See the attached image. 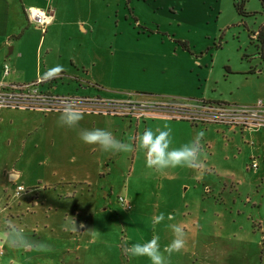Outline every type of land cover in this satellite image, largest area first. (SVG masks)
I'll use <instances>...</instances> for the list:
<instances>
[{
    "label": "rangeland",
    "instance_id": "1",
    "mask_svg": "<svg viewBox=\"0 0 264 264\" xmlns=\"http://www.w3.org/2000/svg\"><path fill=\"white\" fill-rule=\"evenodd\" d=\"M241 1L125 2L126 13L113 22L118 44L150 54L149 70L160 78L145 82L96 72L94 91L123 102L104 101L108 108L96 109L111 120L85 118L79 126L94 129V123L131 143L133 151L104 152L79 141L63 148L61 139L52 144L49 137H40L38 155L30 154L34 149L28 143L20 159L19 144L0 140V165L24 172L29 178L21 182L24 192L36 188L33 196L39 197L30 219L38 224L37 234L25 235L33 249L9 247L3 239L4 264H150L146 257L130 258L125 248L156 235L163 251L173 239L170 224L184 229L186 245L170 256L165 253L167 264H264V160L258 159V172L249 169L240 128L236 136L230 126L202 117L205 107H250L239 101L257 105L264 99V62L252 39L264 24V5L247 0L248 16L243 17L235 8ZM139 108L143 130L145 125L153 131L171 129L170 148L182 147L203 131L202 167L149 168L146 150L137 148L133 137L131 110ZM13 111L12 134H20L25 125L59 128V112ZM35 112L47 117L41 121ZM4 149L17 154L7 156ZM160 213L165 220L153 226ZM40 243L51 251L36 250Z\"/></svg>",
    "mask_w": 264,
    "mask_h": 264
},
{
    "label": "crops",
    "instance_id": "2",
    "mask_svg": "<svg viewBox=\"0 0 264 264\" xmlns=\"http://www.w3.org/2000/svg\"><path fill=\"white\" fill-rule=\"evenodd\" d=\"M127 1L0 0V86L22 85L41 78L54 77L53 81L45 85V88L53 94L117 103L123 102V100L108 97V95L102 96L94 91V86H96L94 82L99 81L96 79V72L103 71L108 75L117 72L121 73V76L137 77L145 82L153 76L159 79L160 75L157 77L152 70H149L152 67L150 54L126 50L123 48L124 45L118 44V35L113 33L115 27L113 22L115 20L118 22L122 13H126L125 10L123 11V6ZM127 3H131V0ZM30 9L50 14L51 21L45 32L29 21L27 12ZM5 65L10 67L6 75L3 73ZM260 102L264 105V99ZM239 103L248 106L256 105V102L250 103L242 100ZM140 108L132 109L130 115V118L136 123L133 137H136L137 144L142 136L141 133L143 134L148 129V125H145L144 130L141 126L140 118L144 111L142 112ZM13 110H25L24 114H26L39 109H0V140L7 146H10L12 142H15L16 146L19 144L22 149L19 153L20 159L27 152L28 143L34 149L30 154L38 155L40 137H43L44 140L49 137L52 144L61 139L63 148H68L76 144L77 141L83 144L79 138V129H82L80 126L76 129L61 126L59 128L51 127L50 131H47L45 128H41L43 124L28 125L27 127L25 125L21 128L20 134H12L9 129L14 121ZM80 110L84 113L83 119L105 118L111 120L110 114L105 115L101 110L90 111L83 108ZM33 115L40 116L41 121L47 117L46 113L35 112ZM171 121L178 123L175 119ZM93 128H95L94 123ZM237 128L231 127L235 130L232 132L235 135L238 133ZM239 131L241 146L244 147L249 162L253 158L264 160V128H240ZM3 153L7 156L17 154L16 150L9 153L6 149L3 150ZM249 169H252L251 166ZM258 170L259 167L257 172ZM22 181H29L24 172L11 169L8 165L1 163L0 207L2 205L3 209L0 212V233H6L14 228L21 232L28 241V237L25 236L27 232H30V235L37 234L38 224L31 222L30 219L36 216L37 209L35 208L38 203L35 200L39 197L37 194L33 196L36 188H27L26 192L16 195L15 198L14 193L17 192V188L24 187ZM34 183L31 181L30 187H34ZM253 202L255 207L257 202ZM31 204L34 209H31ZM239 210L241 211V209ZM2 240L1 238L0 241ZM23 249L29 252L33 248ZM0 264H4V257H0Z\"/></svg>",
    "mask_w": 264,
    "mask_h": 264
},
{
    "label": "clouds",
    "instance_id": "3",
    "mask_svg": "<svg viewBox=\"0 0 264 264\" xmlns=\"http://www.w3.org/2000/svg\"><path fill=\"white\" fill-rule=\"evenodd\" d=\"M83 116L84 113L75 101H67L61 109L57 123L61 127L76 129L79 127ZM170 135L171 129L167 126L163 129L157 128L155 131L148 128L143 132L136 147L146 150L147 166L158 172L176 167L190 169L202 167L201 140L205 133L203 131L198 132L194 140L180 148H170ZM79 138L83 143L98 146L104 152L124 153L134 150L131 143L117 139L112 132L101 128L79 129ZM167 219L173 220L174 216L169 214ZM164 220V213L154 216L153 226ZM168 227L173 233V239L164 247L163 251L160 247L159 237L154 235L151 240L143 244L133 243L127 246L125 252L130 258L146 257L150 264H167L165 253L170 256L174 252H180L186 245L184 229L178 224H170ZM0 238L4 239L9 247H32L23 234L14 228L6 233H0ZM35 249L38 251H51L50 247L43 243L35 245Z\"/></svg>",
    "mask_w": 264,
    "mask_h": 264
},
{
    "label": "built area",
    "instance_id": "4",
    "mask_svg": "<svg viewBox=\"0 0 264 264\" xmlns=\"http://www.w3.org/2000/svg\"><path fill=\"white\" fill-rule=\"evenodd\" d=\"M31 23L37 25L45 32L47 25L51 21L48 12L30 9L27 12ZM9 65H5L3 73L9 72ZM54 80L53 78H41L34 82L0 86V109H29L47 110L51 112H61L62 107L67 101H75L79 108L85 110H96L98 108L107 109V104L99 99L79 98L70 96H59L53 94L45 85ZM202 117L210 123H222L232 128L241 129H260L264 128V105L260 102L250 107L241 106H209L205 107ZM251 168L257 170L259 167L258 159L251 160ZM24 187L17 188V195L24 192Z\"/></svg>",
    "mask_w": 264,
    "mask_h": 264
},
{
    "label": "trees",
    "instance_id": "5",
    "mask_svg": "<svg viewBox=\"0 0 264 264\" xmlns=\"http://www.w3.org/2000/svg\"><path fill=\"white\" fill-rule=\"evenodd\" d=\"M247 0H243L241 2H236L235 3V8L238 11V13L243 16L247 17L248 14L245 11V2ZM263 5H264V0H262ZM252 39L255 42V45L258 50V57L264 62V24L259 28V30L256 33L252 34Z\"/></svg>",
    "mask_w": 264,
    "mask_h": 264
}]
</instances>
